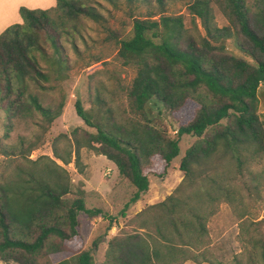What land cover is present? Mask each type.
I'll use <instances>...</instances> for the list:
<instances>
[{
  "label": "trees",
  "instance_id": "16d2710c",
  "mask_svg": "<svg viewBox=\"0 0 264 264\" xmlns=\"http://www.w3.org/2000/svg\"><path fill=\"white\" fill-rule=\"evenodd\" d=\"M88 1L54 0L46 9L19 6L20 22L0 32L4 137L15 121L38 114L44 130L60 114L62 102L56 109L42 105L38 95L28 90V82L41 87L40 81L48 80L39 59L56 78L66 77L59 33L70 37L72 30L77 32L75 20L99 18ZM156 1L162 5L161 0ZM211 1L227 19V26L214 24ZM186 8L192 30L184 26L181 14L160 10L131 16L130 29L113 34L115 56L122 65L134 69L124 89L122 113L103 105L98 94L94 95L96 115L75 99L76 116L94 132L76 126L69 137L57 135L51 143L53 158L63 165L72 162L79 172L80 148L104 156L115 166L134 188L121 215L148 189L149 173L158 177L166 174L178 154V138L187 134L195 139L179 159L181 181L163 199L137 211L129 219L130 231L108 237L102 261L95 263L89 249L71 251L66 245L80 237L77 213L107 220L105 231L113 217L98 207H86L81 195L63 197L70 186L67 171L47 157L48 162L26 158L34 143H28L25 152L21 138L10 151L0 143V152L7 160L0 171L3 264H182L187 260L222 264L210 261L198 250L205 245V224L215 211V201L232 200V187L225 183L220 165L240 174L248 159L264 152V118L259 119L256 113L257 90L264 83V0H255L252 6L245 0H192ZM228 36L249 61L228 53L219 43ZM150 99L172 115L187 103L193 104L185 120L177 124L174 137L150 123L144 109ZM61 138L67 141L62 150L57 145ZM13 155L24 161H15ZM211 157L218 162L211 164ZM98 240L94 238L91 246L96 247ZM261 259L264 264V253Z\"/></svg>",
  "mask_w": 264,
  "mask_h": 264
},
{
  "label": "rangeland",
  "instance_id": "374dc122",
  "mask_svg": "<svg viewBox=\"0 0 264 264\" xmlns=\"http://www.w3.org/2000/svg\"><path fill=\"white\" fill-rule=\"evenodd\" d=\"M96 1V2H95ZM192 0H89L99 14L94 21L88 18H79L74 21L77 32L59 33V42L62 45V56L66 61L64 78H56L47 63L38 60L43 71L48 73L46 82L40 81L41 87L28 82V90L40 98L44 106L56 109L62 102L60 114L51 123L42 129V120L38 114L30 118L15 121L13 128L5 132V116L0 105V143L10 151L21 138L22 152L28 143H34L35 148L27 153L30 160L39 159L48 162L50 158L63 166L69 179V192L63 197L73 198L82 196L86 207H98L105 215L113 217L109 230L105 231L107 220L101 217L87 218L82 212L77 213L79 220L80 237L67 241L71 251L89 249L93 261L99 263L103 258V251L109 235L119 231H130L132 223L129 219L144 206L157 202L168 195L182 179V172L178 168L180 157L184 150L195 139L192 135L183 134L178 138V154L171 160L166 174L162 177L148 174V189L140 198L121 215L123 204L128 200L134 188L117 172L115 166L104 156L92 153L86 148L79 149V163L82 165L79 172L72 162L63 165L53 158L51 143L57 135L69 137L73 127L79 126L88 132L93 128L83 124L76 116L73 101L78 99L84 109H89L93 115L97 113L94 95L103 99V105L110 106L115 113H122L125 108L124 89L134 75L131 66L122 65L116 53V41L113 34L121 35L130 29L131 16H143L148 12L156 13L162 10L166 14H181L184 26L192 30L191 15L186 5ZM250 6L255 0H245ZM54 1H47L42 8L53 6ZM213 21L217 27L227 26L228 21L218 10L214 2H210ZM20 18L16 17V23ZM195 23L200 34L198 20ZM225 50L247 61L250 57L239 51L232 36L219 41ZM43 47L49 48L43 44ZM258 106L256 113L259 119L264 118V83L258 87ZM193 104L187 103L174 115L153 99L147 101L144 109L150 123L159 129H165L170 137L175 136V129L180 121H184L187 113L192 110ZM66 139L57 142L59 149L66 147ZM15 153L18 152L14 148ZM217 158V156H215ZM211 157L209 162L215 164L217 159ZM15 161H24L21 157L12 156ZM6 157L0 152V171L4 169ZM219 163H221L219 161ZM224 181L232 187V200L229 202L220 198L215 201V211L206 220L207 234L205 245L198 252L205 255L212 262L222 264H262L261 255L264 253V152L256 158L248 159L240 174L225 165H220ZM104 232H106L104 236ZM99 238L97 246H91L94 238ZM69 255V254H68ZM190 261V260H188ZM204 264H208L203 262ZM190 264V263H189Z\"/></svg>",
  "mask_w": 264,
  "mask_h": 264
},
{
  "label": "crops",
  "instance_id": "0c3cea01",
  "mask_svg": "<svg viewBox=\"0 0 264 264\" xmlns=\"http://www.w3.org/2000/svg\"><path fill=\"white\" fill-rule=\"evenodd\" d=\"M47 1H51V0H0V32L6 26L12 23H16V17L18 15L17 9L19 6H25L27 8H39L41 5H44L45 3H47ZM42 7L43 6H41L40 8ZM189 263L190 264H204L203 262L194 263L188 260L184 261L182 264H189ZM0 264H3V263L0 261Z\"/></svg>",
  "mask_w": 264,
  "mask_h": 264
}]
</instances>
